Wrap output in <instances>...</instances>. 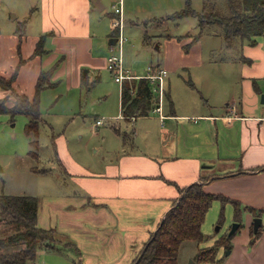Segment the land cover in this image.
Returning a JSON list of instances; mask_svg holds the SVG:
<instances>
[{"label":"crops","instance_id":"1","mask_svg":"<svg viewBox=\"0 0 264 264\" xmlns=\"http://www.w3.org/2000/svg\"><path fill=\"white\" fill-rule=\"evenodd\" d=\"M94 1L0 0V76L8 77L16 70L13 86L29 97L35 93L41 70L52 67L55 68L50 76L53 83L50 88L63 84L79 87L82 68H86L90 83L89 79L97 77V70L114 50L107 48L106 39L118 38V33L128 25L146 35L150 31L145 21L158 18L157 23L184 7L188 0L183 3L182 0H122L123 25L117 28L112 22L109 33L99 15L105 6L100 0L103 6L98 9ZM174 1L182 3L180 8L174 7ZM189 1L195 10L203 2ZM114 2L118 5V0ZM119 16V13L110 15L112 19ZM151 34L158 38L157 31ZM204 37L200 36L187 51L182 45L190 39L164 38L161 63H157L167 69L166 77L180 68L196 69L195 82L186 80L196 93L182 90L186 106L178 102L169 79L168 89L164 81L163 97V100L165 96L168 98L169 106L166 110L163 100L160 106L163 121L154 111L157 93L153 90L154 109L147 115L126 121L119 102L120 116L112 128L118 126L132 140L124 143L116 134L119 146L102 152L101 166L95 171L70 155L64 139L58 145L64 165L74 176L72 180L84 188L75 185L82 195L74 193L78 196L74 205L61 204L55 211V215L65 219L58 230L71 234L81 259H101L103 264H107L103 259H133L166 212L177 204L183 194L181 189L201 183L205 191L228 199H215L210 208L220 205L223 212L230 205L232 220L238 209V220L234 221L239 227L232 237L228 259H237L234 264H264L263 41L260 39L255 44L244 41L241 49L244 61L233 58L237 52L225 48L223 39L218 48H213L214 39ZM39 40L42 52L36 54ZM200 41L209 44L212 54L218 49L223 51L221 61L237 63L203 64ZM199 73L204 83L198 79ZM221 83L230 91L220 102H213L204 89L211 90ZM2 94L0 91V98ZM197 94L210 111H198L197 106L188 109ZM101 124L95 120L96 126ZM255 217L261 218L256 232Z\"/></svg>","mask_w":264,"mask_h":264},{"label":"rangeland","instance_id":"2","mask_svg":"<svg viewBox=\"0 0 264 264\" xmlns=\"http://www.w3.org/2000/svg\"><path fill=\"white\" fill-rule=\"evenodd\" d=\"M102 3L105 7L100 10L99 15L105 21L109 33L113 28L114 18L112 19L110 15L114 14L112 12L115 2L114 0H102ZM172 4H175L174 7L177 8H180L178 6L181 5L178 1H174ZM157 20L158 18L154 21L144 22L150 31L146 35L145 33L139 34L140 29L132 25L123 29L121 34L124 39L121 51L118 42L110 46L107 41L109 39H106L107 48L114 49L109 55H121L123 68L137 77L147 74L149 65L161 63L164 38H176L178 41L190 39L182 45L184 51H187L198 39L193 38L198 31L195 16H185L179 19L160 18L158 22H163L160 24L155 23ZM151 31H157L160 34H158V38H162L159 40L156 37L155 39L154 36H151L153 33ZM203 35L205 36L203 39H214L213 48L220 46L221 34ZM203 35L201 36L203 37ZM206 35H211V37ZM260 39L262 38L258 37V40ZM200 43H202L199 44V50L203 64L237 63L221 61L220 58L224 57L223 51L218 49L212 54L207 42L200 41ZM97 71L98 75L95 79H89L90 83L81 80L79 87H65L63 84V86L46 87L43 90L40 96V109L45 120L40 125L38 159L28 155V150L31 147L30 137L25 132L28 116L16 114L12 118L8 113H0V194L37 196L39 199L38 225L56 230V248L40 249L35 260L29 264H103L101 259H81L82 257L77 256L75 250L77 246L75 245V249L71 246V242H74L71 234L68 231L65 233L58 230L60 222H65V219H61L60 215H55V211L61 207V204L64 206L75 204L78 199L77 194H81L77 187L84 189L77 180H72L74 176L67 170L59 154L58 145L63 142V139L66 141V148L70 155L93 171L101 166L102 152L117 148L120 144V139L114 132L112 123L117 120L116 117L120 116L119 102L122 83L115 80L114 73L107 67L106 62ZM195 72V68H190V71L188 68H180L176 73L170 71L168 77L165 78V88L168 89L170 80L178 102H182V106H186V97L182 90L196 93L186 82L189 79L195 82ZM198 79L202 80L201 73H199ZM228 83L226 82V84ZM261 83L264 86V79H261ZM0 91H3V96L0 99L5 97L7 104L13 103L14 97L11 90L0 87ZM204 91L211 101L220 102L224 95H228L230 89L221 83L211 90L206 88ZM202 95L206 97L204 94ZM163 103L167 110L169 102L166 96ZM192 106H197L198 111H210L206 109L209 107L200 94L195 96L194 104L190 105L188 109ZM97 119H101L103 124L96 126L95 120ZM119 121L123 123L122 120ZM124 128L130 129L131 127L124 125ZM214 203L218 205L219 202ZM219 206H213L207 211L201 226L203 237L200 241L185 240L181 243L178 264H234L233 262L237 261V259H228L230 248L226 249L223 245L219 246L216 259L213 261L199 259L200 250L213 246L221 235H228L235 222L232 220L230 205L227 204V208L223 212L220 211ZM219 214L222 215L220 219ZM10 229L12 228L6 224H0V237L14 231ZM237 232L238 230L234 235ZM23 245L22 243L19 246ZM4 250L5 248H0V252ZM103 260L107 264H130L132 261V259Z\"/></svg>","mask_w":264,"mask_h":264},{"label":"trees","instance_id":"3","mask_svg":"<svg viewBox=\"0 0 264 264\" xmlns=\"http://www.w3.org/2000/svg\"><path fill=\"white\" fill-rule=\"evenodd\" d=\"M185 16H195L197 19L198 31L193 36L194 39L206 32L221 34L225 48L237 52V57H233L235 59L246 60L241 53L245 40L255 44L258 37H261L264 45V0H203L199 10L192 8L188 0L184 7L167 14L166 18L179 19ZM41 43V40L36 43V54L42 52ZM53 68L55 67L41 70L32 97L19 93L14 88L16 70L9 77L0 76V87L11 90L14 97L12 104H7L5 97L0 99V113H8L12 118L16 114L28 116L25 124V132L30 137L31 145L28 155L34 159H38L40 125L45 120L40 109V93L53 84L50 79ZM85 70L86 68L81 70L82 82L87 81ZM120 98L122 118L126 121L149 114L155 101L152 84L143 77L124 79ZM113 130L121 136L124 143L132 140L129 133L118 126H113ZM52 144L54 145L53 141ZM181 192L183 194L177 204L166 212L154 234L151 233L130 264H178L181 243L185 240L202 239L201 226L212 202L215 199L228 200L222 195L205 191L201 183H193L186 189H181ZM38 211L39 199L35 195L0 194V224H6L14 230L0 237V248H5L0 252V264H29L35 260L40 249L56 248V230L38 225ZM234 220H238V209ZM233 235H221L213 246L201 249L199 259H216L219 246L223 245L226 249L231 247ZM22 243L24 245L19 246ZM71 243L75 249V243Z\"/></svg>","mask_w":264,"mask_h":264},{"label":"built area","instance_id":"4","mask_svg":"<svg viewBox=\"0 0 264 264\" xmlns=\"http://www.w3.org/2000/svg\"><path fill=\"white\" fill-rule=\"evenodd\" d=\"M114 13H119L120 16L118 18L113 19V25L117 26V28H121L123 25V19L121 17V12H122V0H118V5L114 4L113 8ZM122 32L120 31L118 33V38L117 42L120 45L122 43V40L124 37H122ZM107 67L114 73L115 80L118 82H121L126 79V78H132L136 77L135 75L129 73V71L125 70L122 66V58L120 56L116 55H109L106 60ZM148 73L143 76V78H146L148 81L151 82L152 84V90L156 92L157 94V105L153 108L155 112H158L160 114V119H162L164 116L162 115L160 111V106L162 104V100L164 97V79L166 78L168 71L164 67H161L159 64L156 65H149L148 68ZM97 124L102 123L101 119L96 120Z\"/></svg>","mask_w":264,"mask_h":264},{"label":"water","instance_id":"5","mask_svg":"<svg viewBox=\"0 0 264 264\" xmlns=\"http://www.w3.org/2000/svg\"><path fill=\"white\" fill-rule=\"evenodd\" d=\"M94 4L96 5V8L102 9V6L103 5H102V3H101L100 0H95L94 1ZM116 43H117V38L116 37H112L108 41V44L109 45H115ZM261 101L264 102V93L261 95ZM260 225H261V218L260 217H255L253 219V230H254V232H256L258 230V228L260 227ZM238 227H239V223L235 221L234 224H233V226H232V228H231V231L229 232L228 235H232L233 233H235V231L238 229ZM134 264H136V263H134Z\"/></svg>","mask_w":264,"mask_h":264}]
</instances>
